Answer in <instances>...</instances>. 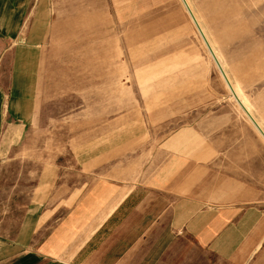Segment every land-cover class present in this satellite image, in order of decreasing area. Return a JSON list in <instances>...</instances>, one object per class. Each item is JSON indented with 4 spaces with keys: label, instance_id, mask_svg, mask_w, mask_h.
I'll use <instances>...</instances> for the list:
<instances>
[{
    "label": "rangeland",
    "instance_id": "obj_1",
    "mask_svg": "<svg viewBox=\"0 0 264 264\" xmlns=\"http://www.w3.org/2000/svg\"><path fill=\"white\" fill-rule=\"evenodd\" d=\"M187 1L225 75L183 0H58L27 57L0 47L19 103L0 132V234L16 232L34 195L105 169L172 183L158 191L159 242L177 240L171 197L205 182L264 192V136L245 109L264 130V0Z\"/></svg>",
    "mask_w": 264,
    "mask_h": 264
},
{
    "label": "crops",
    "instance_id": "obj_2",
    "mask_svg": "<svg viewBox=\"0 0 264 264\" xmlns=\"http://www.w3.org/2000/svg\"><path fill=\"white\" fill-rule=\"evenodd\" d=\"M57 1L0 0L4 55L20 51L25 58L33 42L46 39L48 9ZM2 81L0 75V132L19 105ZM164 178L127 182L105 169L91 182L71 180L34 195L16 232L0 234V264H162L155 262L163 248L172 250L164 264H264L262 190L245 180L240 191L215 182L211 192L205 182L201 193L171 197L163 211L177 240L159 242L158 191L172 185Z\"/></svg>",
    "mask_w": 264,
    "mask_h": 264
},
{
    "label": "bare ground",
    "instance_id": "obj_3",
    "mask_svg": "<svg viewBox=\"0 0 264 264\" xmlns=\"http://www.w3.org/2000/svg\"><path fill=\"white\" fill-rule=\"evenodd\" d=\"M183 2H184V4H185L186 8L188 9L189 13L191 14L192 18L194 19V21H195L196 24L198 25V29H199V31H200L202 37H203L204 40L206 41L208 47L210 48V51L212 52L214 58L216 59V62H217V64H218L220 70H221L222 73L225 75L224 70H223V68H222V66H221V64H220V62L218 61V59H217V57H216L214 51L212 50V48H211V46H210V43L208 42V40H207V38H206V35L204 34L202 28L200 27V25L198 24V22H197V20H196V18H195V16H194V14L192 13V10H191V8H190V5H189L188 1H187V0H183ZM227 81H228V79H227ZM229 85H230L232 91H234V89H233V87H232V85H231L230 82H229ZM234 92H235V91H234ZM237 97H238V96H237ZM237 99H238V101L242 104V106H245V105L243 104V102L239 99V97H238ZM245 109L247 110V113H248V115L250 116V118L252 119V121L254 122V124L257 126V128L260 130V132H261L262 135L264 136V130L261 128V126L258 124V122L254 119V117L250 114V112L248 111V109H247L246 107H245Z\"/></svg>",
    "mask_w": 264,
    "mask_h": 264
},
{
    "label": "water",
    "instance_id": "obj_4",
    "mask_svg": "<svg viewBox=\"0 0 264 264\" xmlns=\"http://www.w3.org/2000/svg\"><path fill=\"white\" fill-rule=\"evenodd\" d=\"M234 94V93H233ZM235 95V94H234ZM235 97H236V95H235Z\"/></svg>",
    "mask_w": 264,
    "mask_h": 264
}]
</instances>
